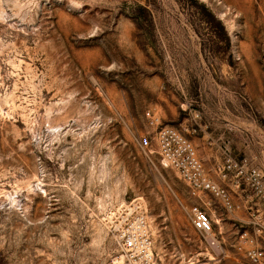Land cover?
<instances>
[{
	"label": "rangeland",
	"instance_id": "rangeland-1",
	"mask_svg": "<svg viewBox=\"0 0 264 264\" xmlns=\"http://www.w3.org/2000/svg\"><path fill=\"white\" fill-rule=\"evenodd\" d=\"M164 128L221 189L264 185V0H0V264H118L134 201L162 264H248L235 224L203 254Z\"/></svg>",
	"mask_w": 264,
	"mask_h": 264
},
{
	"label": "built area",
	"instance_id": "built-area-1",
	"mask_svg": "<svg viewBox=\"0 0 264 264\" xmlns=\"http://www.w3.org/2000/svg\"><path fill=\"white\" fill-rule=\"evenodd\" d=\"M157 141L165 154V160L178 171L193 195L207 192L223 198L226 205L232 208L230 196L207 178L192 146L177 130L173 128L160 130ZM150 145L149 138L141 140L142 147L146 148ZM242 180H250L259 197L264 198L261 176L256 170H251L249 175L244 170H240L236 184L240 185ZM190 220L205 247L203 254H210L215 258L214 251H217L220 255L222 244L215 234L214 224L209 214L199 206H194L190 210ZM109 228L121 253L118 264H162L154 248L151 224L144 204L134 201L116 206L110 214ZM241 238L251 245L246 252L248 264H264V214L258 212L252 217L250 229L245 230ZM180 264H194V262H186L183 259Z\"/></svg>",
	"mask_w": 264,
	"mask_h": 264
},
{
	"label": "crops",
	"instance_id": "crops-1",
	"mask_svg": "<svg viewBox=\"0 0 264 264\" xmlns=\"http://www.w3.org/2000/svg\"><path fill=\"white\" fill-rule=\"evenodd\" d=\"M210 152V156L213 155L216 159L219 152L216 151L217 153H214L213 149ZM262 186L264 188V185ZM223 187H225L230 196L232 208L226 205L223 198L212 197L213 195L207 192H200L198 194V200H196V205L194 206H199L205 210L215 226L219 225L220 222L223 225H238L241 228L238 234L240 235V239L244 240L241 238V235L245 230L250 229L252 217L256 213L258 214V212L262 215L264 214V198L259 197L250 180H242L240 185L236 183L231 184V182L229 184L225 183Z\"/></svg>",
	"mask_w": 264,
	"mask_h": 264
}]
</instances>
